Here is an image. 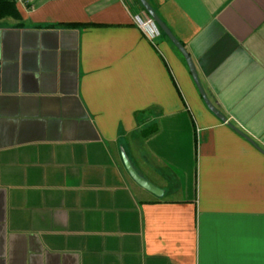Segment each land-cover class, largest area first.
<instances>
[{"label": "crops", "instance_id": "obj_1", "mask_svg": "<svg viewBox=\"0 0 264 264\" xmlns=\"http://www.w3.org/2000/svg\"><path fill=\"white\" fill-rule=\"evenodd\" d=\"M148 1L226 119L141 0H14L0 264H264V0Z\"/></svg>", "mask_w": 264, "mask_h": 264}, {"label": "water", "instance_id": "obj_2", "mask_svg": "<svg viewBox=\"0 0 264 264\" xmlns=\"http://www.w3.org/2000/svg\"><path fill=\"white\" fill-rule=\"evenodd\" d=\"M142 3L144 4V6L147 8V10L152 14V16L156 19V21L158 22V24L169 34V36L177 43V45L183 50V52L185 53L188 62L190 64V68L191 71L195 77V80L202 92V94L205 97V100L207 101L208 105L214 110L216 111V113L222 118V119H226V116L223 115L216 107L215 105L209 100V98L207 97L201 82L199 80L198 77V73L195 69V65L193 62V59L191 58L189 52L187 51V49L184 47V45L181 43V41L174 35V33L171 31V29L168 27V25L161 19V17L157 14V12L155 11V9L153 8V6L150 4V2L148 0H141ZM125 162H126V166L127 169L129 170V172L131 173V175L134 177V179L139 182L141 185H143L144 187L151 189V190H156L157 188L156 186L149 180L147 179L145 176H143V174H141L133 165V163L129 160V158L127 157V155H125Z\"/></svg>", "mask_w": 264, "mask_h": 264}, {"label": "built area", "instance_id": "obj_3", "mask_svg": "<svg viewBox=\"0 0 264 264\" xmlns=\"http://www.w3.org/2000/svg\"><path fill=\"white\" fill-rule=\"evenodd\" d=\"M134 21L150 39H155L161 34V28L158 22L148 12L136 13L134 15Z\"/></svg>", "mask_w": 264, "mask_h": 264}, {"label": "trees", "instance_id": "obj_4", "mask_svg": "<svg viewBox=\"0 0 264 264\" xmlns=\"http://www.w3.org/2000/svg\"><path fill=\"white\" fill-rule=\"evenodd\" d=\"M7 11L13 12L14 15L18 14V10L14 3V0H0V17ZM136 116L139 124L144 123L146 125L148 123L149 117H147L148 115H145V111L137 112ZM157 129L158 127L154 125L151 128V132H154Z\"/></svg>", "mask_w": 264, "mask_h": 264}, {"label": "rangeland", "instance_id": "obj_5", "mask_svg": "<svg viewBox=\"0 0 264 264\" xmlns=\"http://www.w3.org/2000/svg\"><path fill=\"white\" fill-rule=\"evenodd\" d=\"M13 16H14V13H13V12L7 11L6 13H4V14L0 17V20H1V21H10V20H12ZM129 160H131L130 157H129ZM131 161H132V160H131Z\"/></svg>", "mask_w": 264, "mask_h": 264}]
</instances>
